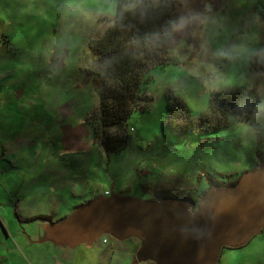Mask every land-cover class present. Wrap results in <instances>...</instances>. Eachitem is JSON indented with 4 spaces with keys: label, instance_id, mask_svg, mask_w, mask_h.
I'll return each instance as SVG.
<instances>
[{
    "label": "rangeland",
    "instance_id": "1",
    "mask_svg": "<svg viewBox=\"0 0 264 264\" xmlns=\"http://www.w3.org/2000/svg\"><path fill=\"white\" fill-rule=\"evenodd\" d=\"M117 3L0 0V192L16 199L18 193L26 194L18 189L28 192L43 183L68 205L62 218L47 219L41 213L37 215L44 216H37L33 224L18 220L8 197L1 200L0 207L12 220L1 215L6 224L5 229L0 226V242L7 244L0 246V254L16 246L13 252L20 259L11 264H46L33 260L49 251L54 254L47 264H54V255L63 250L54 246L57 239L63 234L67 241L70 238L66 221L72 214L77 218L98 196L177 198L196 207L209 188L236 183L243 172L264 160V0L207 1L201 28H193L191 20H178L175 35L182 39L172 46L178 63L151 70L152 81L140 101L146 109L135 110L128 118L130 142L108 153L94 141L90 123L103 68L88 41L110 23ZM188 37H193L191 43L186 42ZM209 65L233 77V84L218 92L249 87L259 103L232 113L228 125L213 133L173 130L167 124L171 112L167 93L183 105L180 122L200 114L193 104L203 96L204 82L213 77ZM28 202L41 205L36 197ZM130 233L120 239L99 235L88 245L77 242L84 235L74 241L71 237L68 252L73 259L65 264H93L94 252L88 247L107 248L104 238L136 253L149 250L150 240L142 231ZM46 237L47 242L29 241ZM150 254L151 261L134 254L129 264H179L160 250ZM126 258L117 253V264H128ZM217 264H264V225L242 240L221 236Z\"/></svg>",
    "mask_w": 264,
    "mask_h": 264
},
{
    "label": "trees",
    "instance_id": "2",
    "mask_svg": "<svg viewBox=\"0 0 264 264\" xmlns=\"http://www.w3.org/2000/svg\"><path fill=\"white\" fill-rule=\"evenodd\" d=\"M207 1L218 4L220 0H118L115 15L108 18L110 23L99 35L90 37L88 47L103 68L98 72L99 100L90 125L94 141L106 152H117L130 142L128 118L133 111L146 109L140 101L152 81L151 70L178 63L172 49L182 39L175 35L178 20H191L193 28H201ZM192 40L188 37L186 42ZM167 95L171 109L167 124L192 135L213 133L228 125L232 113L259 103L249 87L215 91L212 104L219 115L200 113L180 122L183 105L174 94ZM151 101L148 97L147 102Z\"/></svg>",
    "mask_w": 264,
    "mask_h": 264
},
{
    "label": "water",
    "instance_id": "3",
    "mask_svg": "<svg viewBox=\"0 0 264 264\" xmlns=\"http://www.w3.org/2000/svg\"><path fill=\"white\" fill-rule=\"evenodd\" d=\"M263 198L264 160L243 172L234 185L209 188L196 207L177 198L98 196L82 207L77 218L70 216L67 232L69 241L71 237L74 241L83 235L93 239L102 234L120 239L139 230L150 240L149 250L137 252L143 259L160 250L179 264H217L221 236L242 240L260 232ZM67 237L63 234L56 242L67 241Z\"/></svg>",
    "mask_w": 264,
    "mask_h": 264
},
{
    "label": "crops",
    "instance_id": "4",
    "mask_svg": "<svg viewBox=\"0 0 264 264\" xmlns=\"http://www.w3.org/2000/svg\"><path fill=\"white\" fill-rule=\"evenodd\" d=\"M18 190L25 191L26 194L22 195V194L18 193L15 196L16 199H13L12 197L6 196L5 194H1V192H0V202H1V200H5V197H8V203H9L8 206L13 207L14 212H15V214L18 217V220L20 222L26 221V220H29V221L32 220L33 224H35L34 220H35V218H37V216H44V215H37V214H41V213L46 214L44 216V218L51 219V216H54L55 218L57 217L56 220H58V219L62 218V215H64L66 212V207L68 205L64 201H61L59 199V194L54 192L55 189H50L49 186H46L43 183H42V185L39 184V186L31 188L28 192H27V189H25V188L18 189ZM106 191L107 190H105V192ZM93 193H94V191H93ZM33 197H36L39 204H41L39 206V208H37L36 205L30 204L28 202V199L33 198ZM54 198H57V199L55 200ZM4 202H6V201H4ZM1 212H2V214H1ZM1 215L3 217L5 216L8 220H10V217H9V214L6 211V209L2 210V208L0 207V226L3 227V229H5V224H6L5 222L6 221L3 217H1ZM11 220H12V217H11ZM11 220L9 222H11ZM39 223H41V221H39ZM20 225H23V224H20ZM1 239H2V236H0V240ZM7 239H9V237L7 236V232H6V236H5L4 240L7 241ZM35 239L33 241H31V239L29 238V241L32 244L39 243L40 241H46V242L49 241L48 239H44V240H38L39 238H35ZM88 240H89L88 238H85L83 240L79 239V240H77V242H78V244L79 243L82 244V242L84 241L85 244L88 245L89 244ZM102 241L104 242V246H107V248L102 247V250L96 251V250H93L91 247H88L94 252L95 262L93 264H98V261H100V263H101L102 261H106V260H108V262L110 264H117L119 261V260L118 261L116 260V254L117 253L119 255V258H121L122 260H125V258L127 257L126 258L127 263L129 264V261L132 259V256L134 254H137L136 252H134L135 250H132V249H126L125 250V249H121L119 247H114V242H109V240L107 238H104ZM5 244H7V243H5ZM5 244H2V241L0 242V246L2 247V249L6 247ZM106 244H108V245H106ZM120 244L128 246L127 244H123V243H120ZM54 246L57 248L62 247L63 250H62V253H58V256L54 255L55 260L54 261L52 260L51 262H53L54 264H65L68 261H70L71 259H73L72 252H68L69 248L72 249L70 242L59 240L58 242H56L54 244ZM13 247H15L16 250L18 249V247L12 246L9 248L8 253H6V255L0 254V264H5V263L11 264L14 260L16 262L20 261V259L17 257V253L13 252ZM75 247H76V245L74 246V248ZM19 249H21V248H19ZM64 249H67V252ZM114 249L115 250L117 249V251H113ZM50 254H54V252L49 251L47 254H45L43 256V258L34 259L33 263H46V264L49 263L48 259H49ZM147 261H151V260L148 259ZM18 264H21V263H18ZM122 264H124V262H122ZM146 264H151V263H146Z\"/></svg>",
    "mask_w": 264,
    "mask_h": 264
},
{
    "label": "clouds",
    "instance_id": "5",
    "mask_svg": "<svg viewBox=\"0 0 264 264\" xmlns=\"http://www.w3.org/2000/svg\"><path fill=\"white\" fill-rule=\"evenodd\" d=\"M208 71L213 73V77L204 82L203 96L193 104V107L196 111L208 116L219 115V112L216 111L215 106L212 104V93L232 85L234 80L231 75L220 72L211 65L208 66Z\"/></svg>",
    "mask_w": 264,
    "mask_h": 264
},
{
    "label": "built area",
    "instance_id": "6",
    "mask_svg": "<svg viewBox=\"0 0 264 264\" xmlns=\"http://www.w3.org/2000/svg\"><path fill=\"white\" fill-rule=\"evenodd\" d=\"M105 193H108V191H106ZM105 241V240H104Z\"/></svg>",
    "mask_w": 264,
    "mask_h": 264
}]
</instances>
